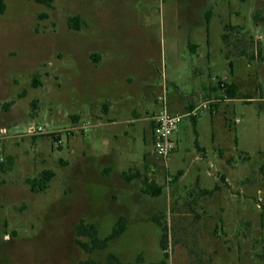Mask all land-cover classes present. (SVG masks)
Returning <instances> with one entry per match:
<instances>
[{
    "label": "rangeland",
    "instance_id": "rangeland-1",
    "mask_svg": "<svg viewBox=\"0 0 264 264\" xmlns=\"http://www.w3.org/2000/svg\"><path fill=\"white\" fill-rule=\"evenodd\" d=\"M3 5L0 264H107L108 253L125 263H156L161 230L151 219L166 228L167 264H264V0ZM88 57L103 59L97 88L117 81L134 115L111 112L114 124L83 117L80 63ZM220 81L237 86L234 99L221 96ZM209 86L220 96L216 112L199 109L194 122L183 113L174 151L157 157L144 121L161 110L157 98L164 93L167 111L181 113L187 102L200 107ZM100 94L86 108L96 111ZM70 113L81 119L74 126H90L86 133H62L59 145L47 134L25 135L31 125L71 128ZM105 166L133 178H106L99 172ZM48 169L54 177L47 189L32 192L25 180ZM143 180L161 187L160 196L142 194ZM215 184L210 195L200 193ZM116 215L127 227L106 250L85 253L76 244L80 220L94 221L103 238Z\"/></svg>",
    "mask_w": 264,
    "mask_h": 264
},
{
    "label": "trees",
    "instance_id": "trees-1",
    "mask_svg": "<svg viewBox=\"0 0 264 264\" xmlns=\"http://www.w3.org/2000/svg\"><path fill=\"white\" fill-rule=\"evenodd\" d=\"M38 3L44 4L48 6L51 2V0H35ZM4 11V5L3 0H0V12L2 13ZM208 16V15H207ZM76 22V18L73 19V23ZM224 30H235V27L229 25L225 26ZM222 39L225 42L226 46H228V34L225 32L222 35ZM34 85H39L38 81L36 79H33ZM219 87L223 90L224 95L227 97V99H234L237 94V86L233 83L226 84L223 82H219ZM194 122V118L192 119ZM182 173L179 172V175ZM54 177V172L52 170H43L39 173V175L36 178L33 179H26L25 183L29 186L30 190L32 192H44L49 182ZM179 176H175L173 178V181H176ZM121 178L125 182H129L133 177L132 175L126 171L121 174ZM223 180V178H221ZM218 187H214L211 190L208 189H202L200 193L202 195H210L214 190H217ZM141 193L147 196H150L152 198L160 196L162 192V188L157 186L154 182H147L145 180L142 181V187L140 189ZM151 222H153L155 225H157L161 230V236L159 239V246L160 250L162 251V259L159 262L152 263V264H167L168 256L166 254V244H167V231L165 226H162V224L157 219H151ZM127 226V219L123 216H120L117 218L116 222L114 223L111 232L103 237L100 238L98 236V230L93 223H87L84 220H80L76 227H75V233H76V244L85 252V253H91L93 251L97 250H106L109 246V243L113 240L118 239L125 231ZM106 263L107 264H131V263H125L121 261L116 255L112 253H108L106 256ZM93 264V263H92Z\"/></svg>",
    "mask_w": 264,
    "mask_h": 264
},
{
    "label": "crops",
    "instance_id": "crops-1",
    "mask_svg": "<svg viewBox=\"0 0 264 264\" xmlns=\"http://www.w3.org/2000/svg\"><path fill=\"white\" fill-rule=\"evenodd\" d=\"M229 40H230V36L228 35V40H227L228 48L231 47V45L229 43ZM233 48L235 49V48H237V46L233 45ZM91 60H92V58L88 57L87 61H84V59H83L82 62L80 63L81 74L85 76V78L82 79V89H81L82 90V98L80 100V103L83 106L82 110H81V113H82L83 117H90V119H92L94 121L101 120L103 117H105L107 123L114 124V121H110V119H107L108 118V114L111 113V112H114V113L123 112L124 113L126 111L127 112L129 111L130 114L134 115L135 111L132 110L131 108H129L125 104L126 100L123 99L124 98L123 93L121 94L118 91V89H119L118 85L119 84L117 83V81L109 82L108 84H106L105 87L102 86L101 88H102L103 91L102 90L100 91L97 88L96 82H94V81H98V80H95L93 77L97 73V65H99L103 61V59L102 58L99 59V58L96 57L95 59H93L94 62H91ZM126 78H127L126 80L129 82L127 85H130V82H131V79H132L131 76L128 75ZM220 82H222V81H220ZM98 83H100V82H98ZM97 90H99V91H97ZM98 93L99 94L101 93L100 95H101V97H103V98L100 99V103L97 105L98 109H97V106H95L96 111L97 112L99 111V113H97L94 110V108L92 107V104L87 106L89 108H86L87 103L90 100L93 99V95H97ZM220 93H221V96L224 97V99L227 98L224 95L222 89H220ZM216 94L217 93L215 91V88L214 87H210V86L208 87L207 90L203 89V92H202L203 98H206L207 100L217 99V102L214 103L212 106H210L209 112L211 114L216 112L217 105H218L217 103H219V101H220V96H218V94L217 95ZM213 96H214V98H213ZM211 98H213V99H211ZM194 106H196L194 102L184 103L182 105V107L180 108V111H179L181 113H175V114H178V115L183 114L186 111H188L191 108H193ZM166 107H167V101H166ZM88 114L90 116H88ZM68 117L72 121L73 126L75 124H78L79 122H81L80 116L77 115V114H71L70 113L68 115ZM151 117L145 118L144 121L147 122L150 125V139H151V143H152V126H153V124H152V122L150 120ZM134 120H138V119H134V117H133L132 119H127L126 122L132 124ZM173 141H174V139H173ZM174 144H175V141H174ZM198 151L204 154V151H202L199 148H198ZM101 171H103L104 176L106 178L114 177V176H118V178L119 177L121 178V174L123 172H126V171H122V172H119L116 175H114V174H112L113 171L111 170L110 166H105V167L101 168L99 170V172H101ZM220 178H223L224 181H227L226 177H224L223 175ZM217 186H218L217 184L214 185V187H217ZM117 217H118L117 215L114 217V223L116 222ZM84 221H86V220H84ZM86 222L95 224L94 221H86Z\"/></svg>",
    "mask_w": 264,
    "mask_h": 264
},
{
    "label": "built area",
    "instance_id": "built-area-1",
    "mask_svg": "<svg viewBox=\"0 0 264 264\" xmlns=\"http://www.w3.org/2000/svg\"><path fill=\"white\" fill-rule=\"evenodd\" d=\"M162 105L161 110L158 113H154L150 118L152 126V148L154 154L162 159H165L175 147L173 136L177 131L178 124L183 117V114H172L169 113L166 109V99L165 94L163 93L160 97L157 98ZM217 100H205L200 107H193L186 112V116L191 118H196L199 114V109L205 110L210 109ZM90 126L86 123H82L79 126H72L63 131H50L46 132L41 126H29L26 130V136H39L47 134L49 135L54 143L57 145L61 144V134L64 133L66 137L71 136L75 132L86 133ZM6 133L5 129L0 130V134Z\"/></svg>",
    "mask_w": 264,
    "mask_h": 264
}]
</instances>
